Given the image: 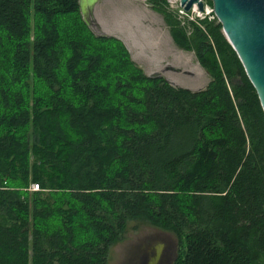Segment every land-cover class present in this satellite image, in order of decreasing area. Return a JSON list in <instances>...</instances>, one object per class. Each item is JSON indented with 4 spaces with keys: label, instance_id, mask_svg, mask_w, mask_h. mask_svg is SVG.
I'll list each match as a JSON object with an SVG mask.
<instances>
[{
    "label": "trees",
    "instance_id": "1",
    "mask_svg": "<svg viewBox=\"0 0 264 264\" xmlns=\"http://www.w3.org/2000/svg\"><path fill=\"white\" fill-rule=\"evenodd\" d=\"M146 2L204 89L147 76L78 0H0V264H108L130 224L174 235L175 264H264L256 92L213 14Z\"/></svg>",
    "mask_w": 264,
    "mask_h": 264
},
{
    "label": "rangeland",
    "instance_id": "2",
    "mask_svg": "<svg viewBox=\"0 0 264 264\" xmlns=\"http://www.w3.org/2000/svg\"><path fill=\"white\" fill-rule=\"evenodd\" d=\"M163 1L184 25L205 18L212 20V6L208 0H203L206 12L201 14L196 9L182 14L179 0ZM88 28L94 36L120 37L132 44L146 63L141 66L132 61L149 77H166L171 84L192 91L204 89L209 83L210 78L199 66L195 54L176 48L162 17L151 10L146 0H99ZM161 237L173 246L178 244L179 254L183 253L184 246H180L171 233L130 224L125 239L111 249L108 264H122L140 244Z\"/></svg>",
    "mask_w": 264,
    "mask_h": 264
},
{
    "label": "water",
    "instance_id": "3",
    "mask_svg": "<svg viewBox=\"0 0 264 264\" xmlns=\"http://www.w3.org/2000/svg\"><path fill=\"white\" fill-rule=\"evenodd\" d=\"M99 0H78L87 27ZM212 14L235 52L264 114V0H210ZM184 13L196 8L204 13L203 0H179ZM156 77V76H152Z\"/></svg>",
    "mask_w": 264,
    "mask_h": 264
},
{
    "label": "flooded vegetation",
    "instance_id": "4",
    "mask_svg": "<svg viewBox=\"0 0 264 264\" xmlns=\"http://www.w3.org/2000/svg\"><path fill=\"white\" fill-rule=\"evenodd\" d=\"M167 242L164 237L140 244L122 264H175L179 247Z\"/></svg>",
    "mask_w": 264,
    "mask_h": 264
},
{
    "label": "crops",
    "instance_id": "5",
    "mask_svg": "<svg viewBox=\"0 0 264 264\" xmlns=\"http://www.w3.org/2000/svg\"><path fill=\"white\" fill-rule=\"evenodd\" d=\"M116 38L119 39L124 44L125 48L127 49L129 54L131 55V58L134 62H136L137 64H139L141 66L145 65L146 60L134 51L135 47L132 44L128 43L125 39H122L120 37H116ZM164 78L168 81V79L166 77H164ZM168 82L170 83V81H168ZM172 85H174V84H172Z\"/></svg>",
    "mask_w": 264,
    "mask_h": 264
},
{
    "label": "built area",
    "instance_id": "6",
    "mask_svg": "<svg viewBox=\"0 0 264 264\" xmlns=\"http://www.w3.org/2000/svg\"><path fill=\"white\" fill-rule=\"evenodd\" d=\"M179 8H180V7H179ZM194 9H196V8H194ZM204 12H206V8H205V11H204ZM180 13L185 14L181 8H180ZM30 191H31V192L38 191V187H37V185L32 184V185L30 186Z\"/></svg>",
    "mask_w": 264,
    "mask_h": 264
},
{
    "label": "bare ground",
    "instance_id": "7",
    "mask_svg": "<svg viewBox=\"0 0 264 264\" xmlns=\"http://www.w3.org/2000/svg\"><path fill=\"white\" fill-rule=\"evenodd\" d=\"M111 24H112V23H111ZM113 24H114V23H113ZM114 25H115V24H114ZM114 25H113V26H114Z\"/></svg>",
    "mask_w": 264,
    "mask_h": 264
}]
</instances>
